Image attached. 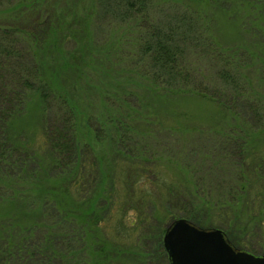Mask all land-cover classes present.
<instances>
[{
	"label": "trees",
	"instance_id": "trees-1",
	"mask_svg": "<svg viewBox=\"0 0 264 264\" xmlns=\"http://www.w3.org/2000/svg\"><path fill=\"white\" fill-rule=\"evenodd\" d=\"M170 3L92 0L86 5V0H67L56 15L53 0H0L5 21L0 26V264H152L154 257L170 264L165 229L159 232L151 214L156 203L174 204L199 226L219 220L228 230L258 215L254 207L261 210L264 193L250 192L251 177H260L254 172L258 157L255 152L244 156L247 140L237 126L223 136L222 156L210 169L218 146L208 143L203 131L193 132L191 142L189 132L180 130L182 137L166 136L171 142L152 131L138 135L127 124L138 110L132 106L134 111L126 108L124 114L119 99L136 96L130 78L113 79L117 66L130 69V76L143 80L155 97L189 90L232 111L239 99L230 95L227 107L219 100L226 92L212 87L204 92L195 76L202 68L189 59L198 50L205 61L232 66L240 74L246 54L211 39L212 12H223L242 34L260 37L264 46V0H178L175 16L158 17ZM30 18L33 30L24 26ZM104 26H122L125 35L110 33L98 48L96 36ZM257 54L264 57V47ZM225 77H232L233 92H242L237 77ZM106 80L107 86L102 83ZM86 82L99 95L96 111L86 108L79 88ZM34 119L39 133L29 126ZM104 133L115 148L107 145L112 168L98 146ZM148 138L155 141L151 149L140 143ZM195 141L203 144L195 147ZM186 148L193 152L180 157L178 149L185 154ZM199 153V163L186 171L191 188L164 177L167 163L185 173L179 163H194L192 156ZM118 166L122 171L117 175ZM223 178L235 185L222 187ZM246 199L254 206H246Z\"/></svg>",
	"mask_w": 264,
	"mask_h": 264
},
{
	"label": "rangeland",
	"instance_id": "rangeland-1",
	"mask_svg": "<svg viewBox=\"0 0 264 264\" xmlns=\"http://www.w3.org/2000/svg\"><path fill=\"white\" fill-rule=\"evenodd\" d=\"M83 1L85 2V0ZM91 1L92 0H86V5H90ZM169 1H171L170 6L173 7H171L170 9V6H168L166 11H164L162 14L159 13L158 17L166 19L173 15L175 16V13L179 12L175 10L180 8L179 5H176V2L178 0ZM172 1H174L175 4L172 3ZM53 2L56 9V15L59 14L57 7L67 4V0H53ZM179 2H182V0H179ZM3 9V4H0V12ZM212 13H215L216 16H214L212 25L208 30L211 39L218 45H221V47L226 48V50L235 48L236 50L242 51L243 55L246 54L245 56H243V62L240 64L242 66L239 65L241 67L240 74H238L235 68H232V66L225 67L221 63H216V60L215 63H209L208 61H205L206 56L202 57L198 50H196V56H191L189 60L195 67L202 68L200 74L195 76L197 78V81L200 82V87L204 92L208 91V87L226 92V95L228 94L227 96H223V99H218L221 100L223 102V105L225 104L227 107H230L232 105V99L230 95H234L235 99H239V103L234 104L236 106L233 105L234 108L232 111L225 108L223 109V106H220L221 102L216 101L215 99H209L211 97H204L203 95H200L201 93L193 94L189 90H186V92L183 94L171 96L169 98L163 97L162 94H160L162 95V97H155V92H148L147 90H145V82L143 80L141 81V79H139L136 75L134 77L130 76V69L121 71V67L117 66L114 72L116 76L113 80L120 81V79L122 80L126 77L130 78V87L133 89V92L136 96L132 100H128L124 97H119V99L120 104L122 101L124 102V114L126 113V108H130V110L128 109V111L130 112H133L134 109L138 110V113L133 112L134 114L130 115L131 120L132 118H135V120L127 123L128 125L131 124L130 127L133 128L138 133V135L144 136L152 131L157 134H164L163 138H167L166 136L171 134L174 137H180L181 134L179 135L178 133V131L180 130L187 131L186 133L189 132L187 138L188 141L191 142L194 137H196L195 134H197L199 130L201 131V133L203 131L206 134L204 135V137L209 138L208 143L209 141H214V143L218 146L215 151L216 156H213L214 158H211L209 160L212 163L210 169L213 168V161H216L218 159V155L222 156L219 147L224 142L223 136L228 133V129H234V127L237 126V132L243 135L242 138H244L245 136L247 140V143L244 145V148L246 149V151L244 152V156L247 158L249 152H255L256 156L258 157V160L255 161L256 168L254 172L258 173L260 177H251L253 179H251L252 188L250 189V192L264 193V161H261V159L264 160V57L258 56L257 54V51L262 50L264 46L262 45V40L259 39L260 37H247V35L242 34L239 30V27L236 26L237 24H235L234 22H230L223 12L214 11ZM151 17L154 18L155 15H151ZM4 24L5 21L3 20V17H0V26ZM24 26L28 30L35 29V20L33 18H30L28 22H24ZM123 28L124 27L122 26H113L111 28H108L106 26L102 27V29L97 33V40L95 41L97 44L95 46H97L98 48L103 47V45L108 42V38L109 36H111L110 33H117V35L120 36L125 35V33L123 32ZM193 36H195V34ZM130 47L133 46L130 45ZM241 47L244 49H240ZM209 59L212 60L211 58ZM224 75H232L235 76V78L237 77V80L235 81L236 83H238V91L240 89L242 92H233V89L229 86L230 82L232 81V77H225L224 79ZM89 83H83L79 86V88L82 90L83 96H85L84 98L86 102V108L95 109L96 111L101 107L99 95H96V93L91 91L90 87L88 86ZM102 83L105 86L108 85L107 80ZM106 90L108 89H104L102 92L104 93ZM211 93L213 94L212 91ZM141 101H144V103H141ZM149 101L151 105H145L146 103H149ZM139 105L140 107H136ZM144 105L145 107H143ZM132 106H134L135 108L133 109ZM39 124L40 123L38 122L35 123L34 119V122L32 121V124H29V126L30 128L34 126V129H36L37 133H39V129L37 130V125L39 128ZM22 125L27 128L29 127L25 125V123H23ZM159 127L166 129L169 128L170 130H172V133H169V131H166L164 129H162L160 132ZM193 132H195V134ZM102 135H104V137H101L99 139L100 143L98 146H100L99 149H101L100 151H102L103 157L112 168L114 159L111 158L108 149L110 148V150L115 151V148L113 144H107L105 137L106 134L104 133ZM153 139L154 138L140 139V143H146L145 145L148 147V149H151L155 144V141H153ZM167 139L170 140L169 142L172 141L169 138ZM144 140L145 142H143ZM199 144L203 143L195 141V143H193V146L196 147ZM107 145L109 146V148ZM131 145L132 142L128 144V147H130ZM207 146L208 145H206V147ZM202 149L203 147H200V150ZM178 150L181 151V153H179L180 157H184L188 153L190 154L191 152H193H190V149L186 148V150L184 151L185 154H182L183 150ZM229 153L230 152H228V155ZM201 156L202 155L200 153L198 155H193L192 161L194 163H190V161H183L179 163V167L183 168L185 170V173L180 172V169L177 167V165L172 163H167V165H165L162 169V173L166 179H171L174 181L179 180L183 182L185 181L186 187L191 188L190 186L192 185V183H190V179L192 178L190 173L186 171L190 170V164L195 165L199 163L202 158ZM237 156L238 155L233 156L236 162L239 161V158ZM252 161L253 157L247 159L246 165L249 171H252L253 168L252 165L249 164V162ZM208 166H210V164ZM258 167L260 168L259 171ZM121 171L122 168L118 166V168L116 169V174H120ZM232 171L235 172V169L232 168ZM234 180L235 179H233V181ZM220 184H222V187H231L235 185V183H231V181L229 184L227 182H224V178L220 181ZM246 202V206L250 205V208L254 206L250 203V200L246 199L245 203ZM254 210L258 215H255V218H253V220L248 223L249 225L246 223V221L248 220H244V222L234 223V227L231 230H228L224 228L223 223H220L219 220H209L207 222L212 221V223H204L201 224L200 227L216 228L222 230L227 234L230 241L237 248L248 250L256 255H264V223H259L261 220H264V200L261 204V210L256 209V207H254ZM151 214L156 217L155 227L159 230L160 233L164 229V231L166 232L167 227L174 220L186 219L185 214H183L182 210H180L174 204L168 206L164 203H156V205L152 209ZM246 217L247 216L245 215V218ZM188 221L193 222L192 220ZM148 247H150V245H148ZM154 258L155 259L152 260V264H166L163 258Z\"/></svg>",
	"mask_w": 264,
	"mask_h": 264
},
{
	"label": "water",
	"instance_id": "water-1",
	"mask_svg": "<svg viewBox=\"0 0 264 264\" xmlns=\"http://www.w3.org/2000/svg\"><path fill=\"white\" fill-rule=\"evenodd\" d=\"M164 248L170 264H264V255L237 248L224 231L186 219L167 227Z\"/></svg>",
	"mask_w": 264,
	"mask_h": 264
}]
</instances>
